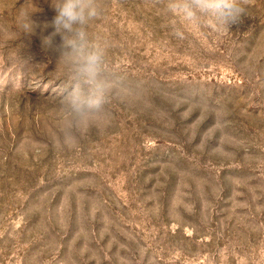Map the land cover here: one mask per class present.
Here are the masks:
<instances>
[{
	"label": "rangeland",
	"instance_id": "1",
	"mask_svg": "<svg viewBox=\"0 0 264 264\" xmlns=\"http://www.w3.org/2000/svg\"><path fill=\"white\" fill-rule=\"evenodd\" d=\"M103 3L110 122L69 147L55 11L0 0V264H264V0L226 33Z\"/></svg>",
	"mask_w": 264,
	"mask_h": 264
},
{
	"label": "clouds",
	"instance_id": "2",
	"mask_svg": "<svg viewBox=\"0 0 264 264\" xmlns=\"http://www.w3.org/2000/svg\"><path fill=\"white\" fill-rule=\"evenodd\" d=\"M160 3L161 0H156ZM166 11L181 21L207 26L226 33L232 25L239 24L249 15L250 0H162ZM55 11L51 21L54 32L43 37L45 48L59 52V64L66 77L71 78L70 89L62 99V107L70 114L69 126L61 130L65 144L75 142L74 129L96 127L103 129L110 122L106 105L116 91V83L105 74V49L89 40L86 26L103 15V0H49ZM45 24L44 27H48ZM38 25L32 19L25 30L34 34ZM175 35L182 38L177 27ZM62 37V44L54 45L53 38ZM95 118V119H93Z\"/></svg>",
	"mask_w": 264,
	"mask_h": 264
}]
</instances>
